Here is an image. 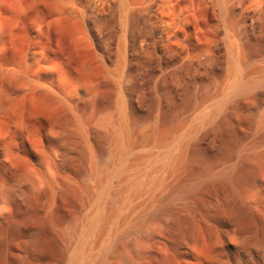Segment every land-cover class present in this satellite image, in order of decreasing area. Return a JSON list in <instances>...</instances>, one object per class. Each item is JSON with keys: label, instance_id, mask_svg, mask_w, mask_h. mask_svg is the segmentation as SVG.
I'll return each mask as SVG.
<instances>
[{"label": "bare ground", "instance_id": "bare-ground-1", "mask_svg": "<svg viewBox=\"0 0 264 264\" xmlns=\"http://www.w3.org/2000/svg\"><path fill=\"white\" fill-rule=\"evenodd\" d=\"M0 264H264V0H0Z\"/></svg>", "mask_w": 264, "mask_h": 264}, {"label": "rangeland", "instance_id": "rangeland-1", "mask_svg": "<svg viewBox=\"0 0 264 264\" xmlns=\"http://www.w3.org/2000/svg\"><path fill=\"white\" fill-rule=\"evenodd\" d=\"M50 35V36H49ZM57 33H47L46 30L42 32L41 40L45 41L50 47L58 52V54L64 56L65 58L74 59L76 58L70 43L63 36H58ZM61 39H58V38Z\"/></svg>", "mask_w": 264, "mask_h": 264}]
</instances>
